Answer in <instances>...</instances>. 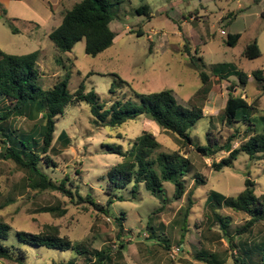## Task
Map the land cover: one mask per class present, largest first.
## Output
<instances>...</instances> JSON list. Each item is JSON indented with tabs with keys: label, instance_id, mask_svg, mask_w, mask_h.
Here are the masks:
<instances>
[{
	"label": "rangeland",
	"instance_id": "rangeland-1",
	"mask_svg": "<svg viewBox=\"0 0 264 264\" xmlns=\"http://www.w3.org/2000/svg\"><path fill=\"white\" fill-rule=\"evenodd\" d=\"M111 2L115 14L112 22V29L116 31L115 40L111 47L96 56L86 53L84 39L78 41L71 51L61 52L43 31L36 34L12 33L3 26L0 47L11 54L40 50L37 65L40 70L38 83L42 87H52L69 72L70 92H74L80 82L85 80L87 89L94 88L102 100L124 95L134 98L131 88L143 93L171 89L178 102L187 105L201 87L198 71L190 63V55L200 56L205 63L201 68L207 71L216 62H233L238 69L250 74L249 81L243 87L237 76H232L230 81L221 84L220 89H212L207 93L203 108L206 117L199 119L190 130L199 144L207 143L206 131L209 127L215 135L221 134L223 138L230 134L231 130L221 125L216 117L232 89L235 94H243L249 102L259 98L260 107L264 108V94H261L257 81L251 75L253 70L264 68V0ZM142 5L149 6L150 17L137 12V8ZM138 29H142L141 35L137 34ZM229 33L241 34L234 45L227 43ZM254 39L258 40L262 55L249 59L243 55V50ZM120 78L129 84H120ZM112 84L116 88L115 94L110 92ZM202 94H196V99L192 101L201 103L199 97ZM33 122L21 118L17 125L28 129ZM145 129L155 134L162 143L160 150L170 151L177 147L173 136L144 116L115 129L93 125L88 103L69 105L59 116L56 125L57 152H51L56 166L45 167V171L58 181L70 175V178L80 182L83 194L94 192L98 201L105 202L104 183L100 177L120 160V156L105 153L102 144L122 143V136L123 143L127 145L128 139L135 138ZM62 131H66L71 139L67 146L56 141ZM2 147L0 143V199L10 196L15 198L12 204L0 211V218L12 226L8 239L10 243L17 242L18 230L37 232L50 223L57 225L62 234L73 240H87L98 249L107 244L117 248L119 226L114 215L107 216L92 208L87 209L55 190L37 192L30 188L23 189L21 184L25 171L13 160L1 156ZM224 155H227L225 151L219 152L214 158L219 160ZM189 156L194 170L187 176L186 191L193 189L195 197L188 218L189 231L181 237L180 228L184 218L181 211L188 203L186 194L175 198L174 185L168 182L165 184V193L157 197L141 184L135 198L113 203L115 215L121 216V211L126 214V229L119 236L130 240L128 246L121 250L122 259L116 253L113 261L122 264H205L194 258L203 247L218 252L228 262L232 261L229 256L236 251H231L218 224L210 229L203 205L211 190L227 196L237 195L244 188L247 172L256 181L257 194L263 192L264 157L251 159L247 154H241L232 167L216 171L211 165L213 157L201 156L194 150ZM77 170L81 171V175ZM196 172L204 177L205 183L197 184ZM119 193L132 196L129 187L121 189ZM44 207L59 209L45 211ZM222 212L232 217V230L245 223L249 217L229 208H223ZM149 216L155 218L156 224L166 223L161 242L164 245L170 242L169 250L148 238ZM244 238L249 242L263 239L264 221L257 222L251 234ZM28 250L30 255L27 264H56L54 260H67L75 255L71 250L62 251L45 246H28ZM0 261L14 264L7 260ZM78 264H87V260L81 259Z\"/></svg>",
	"mask_w": 264,
	"mask_h": 264
},
{
	"label": "trees",
	"instance_id": "trees-1",
	"mask_svg": "<svg viewBox=\"0 0 264 264\" xmlns=\"http://www.w3.org/2000/svg\"><path fill=\"white\" fill-rule=\"evenodd\" d=\"M111 0H80L63 13L61 23L49 33V38L61 52H69L74 45L85 40L87 54L96 56L111 47L114 43L116 31L112 29L115 14L111 9ZM137 12L151 16L148 5L137 8ZM5 22L14 33L18 30L12 18L5 17ZM131 32L134 29H130ZM138 35L143 33L138 29ZM240 33H229L227 43L234 45L240 38ZM197 52V49H196ZM40 50L27 54H11L0 47V143L3 144L1 156L13 160L18 167L25 171L23 189L43 192L55 190L68 197L71 202L83 204L87 209H94L107 216H115L119 232L124 233L126 214L121 211L115 215L112 210L116 200L135 198L141 184L153 196L159 197L165 193V184L174 185V197L181 198L186 194L187 206L183 208V222L181 237L189 231L188 218L194 204V190L186 191L187 176L194 170V164L189 156L191 150L204 157H213L212 167L220 171L225 167H232L241 154H247L251 159H262L264 156V108L260 107L259 98L249 102L243 94H235L232 89L217 115L221 125L231 130L223 138L215 135L211 127L207 128V143L195 142L190 130L197 121L206 117L204 104L207 93L212 89H220L224 81H230L237 76L241 86H246L250 74L238 69L233 62H216L209 70L200 56L190 55V63L198 71L201 87L196 94L202 92L200 102L194 103L196 94L187 105L179 103L171 89H161L143 93L131 88L134 98L126 95L102 100L94 88L87 89L82 80L74 92L68 89L69 72L63 79L58 80L52 87L44 88L39 83L40 70L37 59ZM243 55L254 59L262 55L258 40L247 43ZM200 61V62H199ZM258 83L261 94H264V68L251 72ZM120 84H129L119 79ZM110 92L115 94L114 84ZM115 99V100H113ZM86 102L90 105L91 122L95 126H109L119 128L130 120L144 116L156 122L164 132L174 137L177 147L170 151L160 150L162 143L155 134L143 130L133 139L122 143H103L105 153L116 154L120 160L114 163L100 180L104 183L105 202L98 201L94 192L83 194L78 180L66 175L56 180L45 171V167L56 166L51 152H57L55 146V131L58 118L69 105ZM34 121L33 125L24 129L17 125L19 119ZM210 120V119H209ZM66 131H62L56 141L64 146L70 143ZM238 142L237 146H234ZM227 155L219 160L214 158L219 152ZM45 164V165H44ZM81 175V171L77 170ZM197 184L205 183L204 177L195 173ZM130 188L132 196H125L119 191ZM256 181L246 173L244 188L237 194L227 196L211 190L205 200L204 209L211 226L218 224L225 234L231 251L227 258H223L216 251L201 248L195 255V260L205 264H264V238L249 242L245 235L251 234L257 222L264 221V191L256 192ZM163 193V194H164ZM15 201L13 196L0 199V211ZM163 208V206L161 207ZM229 208L235 212H243L249 217L245 223L231 229L232 217L222 212ZM59 207H44L45 211H55ZM65 211V209H62ZM153 216L148 217V238L156 245L165 249L171 248V243L161 242L166 223H155ZM11 224L0 218V260H7L14 264H27L30 252L28 246H45L62 251L71 250L74 256L69 259L54 260L56 264H78L80 260H87V264H122L113 261L114 254L122 259V249L130 243L127 238L118 235V245H105L98 249L87 240L76 241L60 232L57 225L46 223L40 231H17V242L10 243ZM160 230V232H158ZM243 238V239H242ZM182 242V238L180 239ZM114 244V243H113ZM115 249V250H114ZM0 264H3L0 261Z\"/></svg>",
	"mask_w": 264,
	"mask_h": 264
},
{
	"label": "crops",
	"instance_id": "crops-1",
	"mask_svg": "<svg viewBox=\"0 0 264 264\" xmlns=\"http://www.w3.org/2000/svg\"><path fill=\"white\" fill-rule=\"evenodd\" d=\"M77 1L80 0H0V34L4 32L1 26L14 33L5 22V17H9L13 19L17 33L43 31L49 36L61 23L63 13Z\"/></svg>",
	"mask_w": 264,
	"mask_h": 264
}]
</instances>
